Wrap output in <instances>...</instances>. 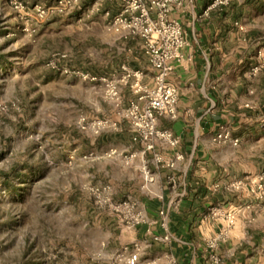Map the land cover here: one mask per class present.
I'll return each mask as SVG.
<instances>
[{
    "label": "rangeland",
    "instance_id": "374dc122",
    "mask_svg": "<svg viewBox=\"0 0 264 264\" xmlns=\"http://www.w3.org/2000/svg\"><path fill=\"white\" fill-rule=\"evenodd\" d=\"M20 1L29 8L56 2ZM79 13L40 21L0 0V264H124L123 249L135 247L143 260L162 258L149 251L160 243L140 231L144 224L128 227L126 212L105 204L107 198L129 201L140 210L142 201H150L155 187L144 181L141 167L145 163L154 172L151 154H142L144 145L132 140L133 128L99 84L47 67L59 53L66 55L61 65L67 69L118 75L121 64L133 68L123 48L141 52V43L113 46V34L91 29L88 18L78 23ZM134 58L143 63L140 55ZM134 99L123 87L121 109ZM97 122L103 126L92 128ZM111 148L119 156H108ZM228 250L215 254L219 264L232 258ZM253 250L257 263L248 257L239 264H264V248Z\"/></svg>",
    "mask_w": 264,
    "mask_h": 264
},
{
    "label": "crops",
    "instance_id": "0c3cea01",
    "mask_svg": "<svg viewBox=\"0 0 264 264\" xmlns=\"http://www.w3.org/2000/svg\"><path fill=\"white\" fill-rule=\"evenodd\" d=\"M95 1L99 0H90L89 4ZM210 1L187 0L182 9L172 12L183 27L187 46L182 61L167 77L178 92L176 118L160 119L159 127L169 130L180 143L174 149L157 145L155 151L165 160L176 154L182 155V160L172 171L154 167V193L150 201L140 203L148 219V225L140 231L150 238L147 229L162 234L158 210L168 209L175 190L181 195L178 205L168 210L170 227L178 231L170 232L173 241L150 247L149 251L162 257L157 264H164L165 254H171L177 264H210V256L219 254L221 248L229 249L232 255L222 264H239L248 257L251 263L256 260L253 249L264 248V199L255 201L246 192L211 191V186L220 180L264 172V71H253L260 64L259 53L264 52V25L259 20L264 19V0H229L221 11L206 12ZM120 6V0L102 1L100 12L88 18L86 24L103 32L104 12L113 16ZM113 39L118 41L113 46L122 45V40L116 36ZM123 49L132 56L133 68L121 64L118 73L122 66L142 71L145 65L150 70L142 49L140 52L133 45ZM137 55L143 63L134 58ZM152 75L145 74L143 82L150 83ZM221 129L228 132L229 140L213 142ZM168 175L177 182L175 190L167 183ZM231 206L237 207V213L229 227L223 217L212 219L207 212L217 207L224 216ZM222 231L227 238L217 240L215 250L198 235L218 239ZM241 247L252 250L239 252Z\"/></svg>",
    "mask_w": 264,
    "mask_h": 264
},
{
    "label": "built area",
    "instance_id": "2783aa9c",
    "mask_svg": "<svg viewBox=\"0 0 264 264\" xmlns=\"http://www.w3.org/2000/svg\"><path fill=\"white\" fill-rule=\"evenodd\" d=\"M102 1L105 0L95 1L85 9L81 8L82 0H56L52 6L46 7L37 4L31 8L20 0H10V4L18 14L29 16L30 13H33L36 19L40 21L52 16L75 15L77 11H81L78 21L82 22L100 12ZM120 2V9L115 15L111 16L108 11L104 12L106 18L105 29L120 40L141 41L148 65L153 71L150 83L143 82L145 75L143 71L132 70L127 66H122L121 73L118 75L102 77H96L76 69H67L61 65V62L66 59V55L59 53L53 55L48 61L47 67L53 71L70 75L82 82L99 84L103 89L106 100L119 113L123 114V117L127 119L133 128V141L144 145L142 154L145 152L151 154L152 164L156 169L172 171L175 169L176 162L182 160V155L176 154L174 158L165 160L161 154L155 151V147L163 145L174 149L180 143L179 139L169 130L159 127V120H173L177 115L178 92L174 86L167 82V77L174 66L182 61L187 39L182 25L172 17V12L182 9L187 0H120ZM228 3L229 0H211L206 12L221 11ZM259 56L261 61L254 68V72H257L258 68L264 71V52L259 53ZM123 87H129L135 95V99L129 102L126 110L121 109ZM83 124L84 120L82 119L80 125L83 127ZM102 126L101 122H97L91 127L100 129ZM227 140H229V134L223 129L213 138V142H225ZM233 143L236 144V141H233ZM107 155L119 156L118 152L112 148L108 150ZM141 172L146 183L154 182V173L149 170L145 163L142 164ZM167 183L173 190L177 187V182L172 175L167 176ZM211 191L229 194L246 192L255 201H261L264 199V172L254 177L220 180L211 186ZM180 200L181 195L175 190L168 209L160 208L158 210V225L162 234H154L147 229L152 242L168 245L173 241L174 237L169 231L168 210L178 205ZM105 204L110 211L115 213L125 211L126 215L123 218L131 222L128 226L130 228L143 224L148 225V219L143 210H138L137 205L129 201L116 203L107 198ZM207 212L212 219L223 217L229 227L234 223L237 207L231 206L230 211L224 213V216L217 207H211ZM223 235H226L225 231L219 234L218 239L209 241V248L215 250L217 240H224ZM122 255L124 264H157L156 259L143 260L139 247L132 250L124 248ZM209 261L210 264L220 263L215 254L210 256ZM164 264H177V262L171 254H165Z\"/></svg>",
    "mask_w": 264,
    "mask_h": 264
},
{
    "label": "trees",
    "instance_id": "16d2710c",
    "mask_svg": "<svg viewBox=\"0 0 264 264\" xmlns=\"http://www.w3.org/2000/svg\"><path fill=\"white\" fill-rule=\"evenodd\" d=\"M205 212H206V211H202V214H205ZM169 219H170V214H169ZM169 231H170L171 233H175V234H176V232H178V231H176V229H175V230L173 229V231H172V229H171V227H170V224H169ZM188 237H189V239H192V238H193V235L190 234Z\"/></svg>",
    "mask_w": 264,
    "mask_h": 264
}]
</instances>
